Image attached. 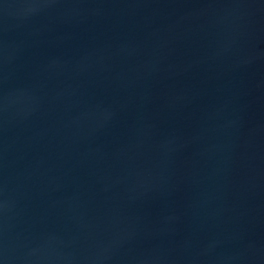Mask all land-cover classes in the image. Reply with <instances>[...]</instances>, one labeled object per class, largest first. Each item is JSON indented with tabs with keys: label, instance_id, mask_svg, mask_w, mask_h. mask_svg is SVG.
Listing matches in <instances>:
<instances>
[{
	"label": "water",
	"instance_id": "1",
	"mask_svg": "<svg viewBox=\"0 0 264 264\" xmlns=\"http://www.w3.org/2000/svg\"><path fill=\"white\" fill-rule=\"evenodd\" d=\"M0 264H264V0H0Z\"/></svg>",
	"mask_w": 264,
	"mask_h": 264
}]
</instances>
